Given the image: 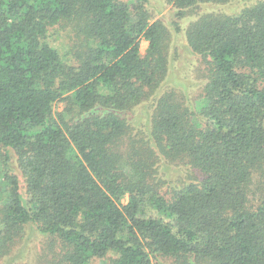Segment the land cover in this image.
Listing matches in <instances>:
<instances>
[{
    "label": "trees",
    "instance_id": "16d2710c",
    "mask_svg": "<svg viewBox=\"0 0 264 264\" xmlns=\"http://www.w3.org/2000/svg\"><path fill=\"white\" fill-rule=\"evenodd\" d=\"M230 1L164 0L190 17L194 105L155 92L170 33L150 0H0V258L29 226L59 243L48 264H264V0L201 11ZM160 158L192 174L166 184Z\"/></svg>",
    "mask_w": 264,
    "mask_h": 264
},
{
    "label": "rangeland",
    "instance_id": "374dc122",
    "mask_svg": "<svg viewBox=\"0 0 264 264\" xmlns=\"http://www.w3.org/2000/svg\"><path fill=\"white\" fill-rule=\"evenodd\" d=\"M256 1L231 0L224 4H204L201 11H239ZM150 3L149 9L155 15L152 20L157 18L162 19V22L167 26V30L170 33L167 73L160 87L155 92L159 94L165 90H175L178 93L185 94L196 105L200 102L204 71L202 69L203 64L200 63L201 57L190 50L184 36V23L190 17H185L184 19L177 18L174 15L172 5L166 4L164 0H150ZM148 44L149 41L141 37L139 42V53L141 55L146 52ZM151 98L152 96H150L149 100ZM149 100L127 112V117L131 120L130 124H132L131 131L134 133L142 131L141 126L147 121V112L148 110L150 111ZM62 108L63 104L61 102L54 105L55 111H60ZM12 160L14 161V171L20 176L21 187H24L23 178H21L16 167L15 155ZM1 163L2 157L0 156V165ZM156 169L157 175L166 180V184H180L183 179H188L189 175L192 174L186 166L168 163L164 158H160L157 161ZM255 188L253 200L255 198L258 199L260 194H264V178L254 180ZM123 202H126V197L123 198ZM58 251L59 243L57 241L51 243L50 236L43 235L36 231V229L27 226L25 227L24 234L15 241L9 252L0 258V264H48V262H51V259H54ZM114 257L112 252H108L105 256L94 257L91 260V264H114ZM161 260H163V264H172L169 258H161Z\"/></svg>",
    "mask_w": 264,
    "mask_h": 264
}]
</instances>
